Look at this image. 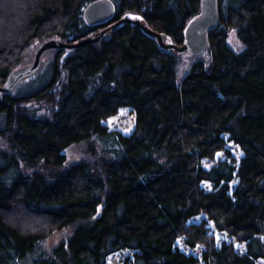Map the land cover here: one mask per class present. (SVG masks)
<instances>
[{
  "label": "trees",
  "instance_id": "obj_1",
  "mask_svg": "<svg viewBox=\"0 0 264 264\" xmlns=\"http://www.w3.org/2000/svg\"><path fill=\"white\" fill-rule=\"evenodd\" d=\"M93 1L0 0V84L47 39L79 40L131 16L182 44L200 12V0H111V19L90 25L83 11ZM218 13L206 58L181 77L177 54L125 22L51 50L35 84L0 93L10 148L0 149V264H106L125 249L122 264L264 262V0H218ZM231 30L240 51L228 45ZM122 107L134 115L128 135L103 123ZM220 151L229 159L205 168ZM210 225L245 250L217 245ZM64 229L65 239L43 245ZM181 237L204 247L200 257L177 246Z\"/></svg>",
  "mask_w": 264,
  "mask_h": 264
},
{
  "label": "water",
  "instance_id": "obj_2",
  "mask_svg": "<svg viewBox=\"0 0 264 264\" xmlns=\"http://www.w3.org/2000/svg\"><path fill=\"white\" fill-rule=\"evenodd\" d=\"M113 12L114 5L111 0H95L86 5L83 16L85 21L90 25L101 24L111 19ZM125 22L137 25L143 29L148 35L155 39L158 48L164 53L177 55L189 53L192 55H199L202 54L208 46V31L216 27L219 23L218 0H200V12L198 16L188 21L184 27V39L182 44L167 42L164 33L149 28L143 21L131 16H123L101 29L98 33L90 34L79 40L62 41L57 38L47 39L35 46L32 61L30 63L19 66L10 72L5 82L0 84V93L12 92L23 78L38 73L45 63L43 58L45 52L55 49L69 52L85 43L101 39L107 34L109 28ZM66 235L67 230L64 229L63 239L66 238Z\"/></svg>",
  "mask_w": 264,
  "mask_h": 264
},
{
  "label": "rangeland",
  "instance_id": "obj_3",
  "mask_svg": "<svg viewBox=\"0 0 264 264\" xmlns=\"http://www.w3.org/2000/svg\"><path fill=\"white\" fill-rule=\"evenodd\" d=\"M106 26L107 25H105L103 27H98L97 30L93 33H98L101 29H103ZM227 42H228V45L234 51H240L242 49V44L239 41V39L237 38L236 32L234 30L229 31ZM35 46L33 47L31 53L26 58H24L22 64H20L19 66H22L24 64H28L32 61V55H33V50H34ZM52 53H53V51H51V50L45 52V54L43 55V58L45 60L44 65L49 61V59L52 58V56H53ZM177 56H178L177 74L179 77H181L186 72L190 63L193 60H195L197 57L203 56L206 58V56L203 54H199V55L178 54ZM19 66H17V67H19ZM36 74H33V75H30V76L23 78L17 84L16 90L24 91L25 89L29 88L30 85L35 84V82H36L35 81V75ZM32 106H33V108L38 109V114L44 113L46 108H47L46 104H43L41 102L33 104ZM134 122H135L134 121V115H133L131 109L128 107L120 108L115 115H113V116H111V117H109L103 121V123L106 124L109 129L118 130L122 134H126V135H128L132 132L133 127H134ZM225 147L229 151L230 156L234 157L236 160H238L243 154L240 147L231 141H227ZM0 149L6 150V151L10 150L7 140L1 136H0ZM75 149L80 150L79 148H75ZM82 150H83V148H82ZM77 152H79V151H77ZM71 158H72V156H70L68 153L67 159H71ZM223 159H229V157L227 156L226 153H224L222 151L217 152L215 154L214 159H212V160L211 159H204L203 160V166L205 168H210L211 166L217 164L218 161L223 160ZM236 182H237L236 177L231 180V182H230L231 190L234 188ZM201 184L205 189L209 190L212 188V184L207 182V181H203ZM22 219H23V222H25V219L24 218H22ZM200 220H201V216H196V217L192 218V221H195V222H199ZM210 226H211L212 233L215 235L217 245H219L220 242L223 240L226 242H234L233 241L234 238L232 236L228 235L226 232H221V231L215 230L212 227V225H210ZM261 238H262V240H264V234L261 236ZM62 239H63L62 231L57 230V231L52 232L49 236H47V238H45L43 245H45V246L54 245V244L60 242ZM176 244L184 252L191 253V254L198 256V257H200V254H201L202 250L204 249V247H202V246H196L194 248H190L189 246H187L183 242V237L178 238L176 240ZM234 246H235L236 250H238L240 252H243L245 250V246L243 243L234 242ZM130 255H131V251L126 250V249L114 252L107 257L106 264H122L123 259L126 256H130ZM255 264H264V262L261 259H259L255 262Z\"/></svg>",
  "mask_w": 264,
  "mask_h": 264
}]
</instances>
